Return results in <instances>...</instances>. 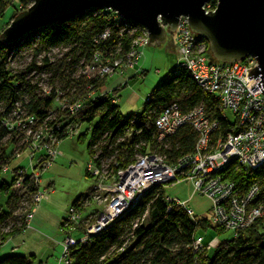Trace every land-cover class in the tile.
Segmentation results:
<instances>
[{
  "label": "trees",
  "instance_id": "obj_1",
  "mask_svg": "<svg viewBox=\"0 0 264 264\" xmlns=\"http://www.w3.org/2000/svg\"><path fill=\"white\" fill-rule=\"evenodd\" d=\"M17 1L18 8L12 7L8 0H0V20L8 7H12L11 21L33 3V0ZM105 33L109 36L103 40L100 37ZM144 33L137 24L119 19L109 10L97 9L64 24L32 31L16 43L0 42V179L3 172L12 175L11 185L4 180L0 182V192L8 194L13 189L5 200L6 209L0 212V241L26 227V213L33 204L37 186L27 173L22 177V186L15 187L17 176L12 170L13 166L21 169L15 154L24 151L29 144L27 135L39 128L53 129L56 141H62L67 139L69 129L95 122L87 142L89 162L113 179L148 153L162 156L169 164L193 153L198 139L189 127H180L174 135L158 141L155 122L169 105H177L183 113L203 106L209 119L218 124L215 137L237 133V126L226 113L223 115L217 99L200 90L190 74L179 68L156 84L139 114L123 117L109 95L89 97L103 89L108 78L93 75L87 80L81 76L93 57L99 54L108 60L125 57ZM27 57L31 61L21 69L12 68L14 61ZM208 59L217 62L209 49ZM56 99L69 104L79 100V112L53 111ZM25 119H33L34 125L25 124ZM222 172L240 195L256 186L258 195L250 204L264 208V164L248 171L234 161ZM86 176L92 178L87 172ZM94 193L93 189L82 195L71 206L81 214L93 202ZM62 224L64 227V221ZM206 227L213 228L218 235L226 232L189 216L186 207L168 203L166 189L160 184L84 244L77 240L69 251L70 264H264V213L263 218L247 228L226 232L231 233L230 237L219 239L214 248L209 246L211 240L207 243L199 234L207 231ZM74 229L80 230L83 237L81 225ZM198 237L203 240L202 249L194 252L193 244ZM0 264H33V259L7 254Z\"/></svg>",
  "mask_w": 264,
  "mask_h": 264
},
{
  "label": "built area",
  "instance_id": "obj_2",
  "mask_svg": "<svg viewBox=\"0 0 264 264\" xmlns=\"http://www.w3.org/2000/svg\"><path fill=\"white\" fill-rule=\"evenodd\" d=\"M211 2L204 6L205 14L213 12L216 8L217 3ZM108 36L109 34L105 33L100 38L105 40ZM175 37L179 51L177 68L190 74L198 88L205 94L217 99L224 116L226 111L233 116V122L238 128L237 133L227 134L224 138L215 137L219 129L218 124L209 119L203 106L183 113L177 105H169L158 115L155 122L158 141L174 135L180 127H189L195 131L198 139L193 153L180 157L173 164L167 163L160 155L148 153L139 157L134 165L118 172L111 185L105 183V172L100 171L93 163H87L86 172L95 179V192H106L111 196L102 218L100 219V214L94 225L84 228V237L80 243L84 244L91 235L104 229L128 208L134 206L149 189L160 184L164 185L165 189L172 185L191 184L197 195L210 200L212 222L226 232H238L263 218V205L250 204L258 195V188L251 186L246 194L240 195L235 184L222 176V171L234 161L248 171H254L264 164V95L256 86L261 80L258 77L255 80L248 79V74L258 65L257 59L246 57L245 60L234 63L210 61L206 42L192 33L188 20L184 17L176 24ZM148 43L145 31L143 38L133 44L130 53L125 57L108 60L100 54L95 55L81 72V76L88 80L93 75L109 78L114 74H121L123 66L132 67L139 64L143 55L142 50ZM44 92L46 95L49 94L47 89ZM106 95H109V92L100 89L89 94V97ZM55 103L61 107L68 105L67 109L72 114L78 113L81 107L79 100L69 104L66 100L60 102L56 99ZM23 122L30 126L34 125L33 119H25ZM21 125L22 122L18 126ZM13 127L11 126V129ZM77 130L78 128L74 127L69 129L68 137L77 134ZM27 136L26 141L29 144L22 153L15 154L17 161L24 156L28 158L30 169L28 175L37 186V194L32 199L33 204L26 213L25 225L32 218L39 203L49 198L50 190L39 187V178L60 155L57 150L60 141H56L53 129L39 128ZM20 168L13 166L12 170L17 176L15 185L17 188L22 186V177L28 173L26 168ZM96 198L99 199L97 195ZM167 202L172 204L176 200L167 197ZM186 210L189 216H193L192 210L188 208ZM67 212L63 228L68 234L74 226L82 224V216L72 206ZM102 220H106V224ZM77 242L69 236L62 241V254L58 264H70L69 251ZM217 243L218 241L214 240L209 246L213 247ZM202 245L203 240L200 237L196 238L193 244L194 252L202 249Z\"/></svg>",
  "mask_w": 264,
  "mask_h": 264
},
{
  "label": "water",
  "instance_id": "obj_3",
  "mask_svg": "<svg viewBox=\"0 0 264 264\" xmlns=\"http://www.w3.org/2000/svg\"><path fill=\"white\" fill-rule=\"evenodd\" d=\"M211 1L217 6L205 14L204 6ZM97 9L140 26L149 46L163 43L165 34L175 33L178 20L186 18L192 33L207 43L217 62L257 59L248 79L258 77L261 81L256 86L264 95V0H33L0 34V42L16 43L32 31L64 24ZM102 222L106 224V220Z\"/></svg>",
  "mask_w": 264,
  "mask_h": 264
},
{
  "label": "crops",
  "instance_id": "obj_4",
  "mask_svg": "<svg viewBox=\"0 0 264 264\" xmlns=\"http://www.w3.org/2000/svg\"><path fill=\"white\" fill-rule=\"evenodd\" d=\"M171 34H173L172 51L169 49V55H167L165 60L168 61L170 65L167 76L169 75V72L177 68L179 64V51L177 50L175 33ZM164 39L165 41L163 43L154 44L150 47L165 45L169 40L168 32L165 34ZM146 46L149 45L147 44ZM167 64L168 63L166 62V65ZM144 67H150V63L147 62L146 56L144 57V60L142 58L139 61V64H134L132 67L123 66L121 74H114L107 78L103 89L106 91L107 88L109 96L113 98L116 105L118 100L122 98L121 95L126 91L129 82L139 80L140 84L144 85L146 83L153 90L156 87V84L161 81L160 78L162 77L158 78L157 73L156 75L147 74L148 71ZM166 78L167 77H165V79ZM149 94L146 96L143 106L149 97ZM138 101L139 99H134V101L125 104L135 105ZM139 113L140 112L135 114ZM82 135L83 134L80 135L78 142L82 140ZM69 158H72L70 154H65L64 152V154L62 153L61 155L60 152L59 157L47 167L46 171L42 172L39 178V187L41 189L50 190L49 198L39 203L38 207L33 212L32 218L27 221V226L21 233H18L15 236H7L6 239L0 243V258L7 254H19L26 258H32L33 264H56L62 251V241L66 237L69 236L75 240L82 239V232L80 230L73 229L70 231L71 234H67L62 223L67 218V210L71 207L74 200L93 191L94 186L91 187L88 183L80 185L81 179L83 178L79 176V174L69 175L70 172H72L68 169L72 163V160ZM19 166L21 167L22 163H20ZM65 167H67L68 170H65ZM83 176L84 178H89L86 176V166ZM40 184L43 187H41ZM166 193H169L166 194V196L174 197L178 204H184L183 206L192 210L195 219H197L196 215L208 211L212 221V206L210 200L207 197L205 198L197 195L193 191L191 184L183 183L177 186L172 185V187L168 188ZM5 209L6 207H0V212ZM204 221L206 222V225L210 224L208 220ZM207 228L208 227H206V229ZM210 240V242L214 241H212V238Z\"/></svg>",
  "mask_w": 264,
  "mask_h": 264
},
{
  "label": "rangeland",
  "instance_id": "obj_5",
  "mask_svg": "<svg viewBox=\"0 0 264 264\" xmlns=\"http://www.w3.org/2000/svg\"><path fill=\"white\" fill-rule=\"evenodd\" d=\"M11 2L12 7H19V2L17 0H8ZM12 7H8L5 10V14H4V18L0 20V34L6 29V25L7 23L10 21V17H11V11H12ZM20 14V13H19ZM18 16V15H17ZM12 21V20H11ZM10 21V22H11ZM9 22V23H10ZM10 25V24H9ZM8 25V26H9ZM8 28V27H7ZM1 36V35H0ZM172 37L173 34L168 32V41L166 42L165 45H161V46H155V47H150V46H145L143 48V55L142 58L144 60V57L146 56L147 58V62L150 63V67H144L148 72L147 74L149 75H153L157 73V77L160 78L161 80L165 79V77H167V72H168V68H170L169 66V62L165 61L167 55H169V52L171 50L172 47ZM207 45V44H206ZM208 47V45H207ZM170 49V50H169ZM172 51V50H171ZM210 53V50H209ZM24 56H26V54H24ZM211 56V54H210ZM212 57V56H211ZM41 59V58H39ZM38 59V60H39ZM210 61H213L211 59H209ZM31 61L30 57H27L26 60H20V61H14L12 63V68L14 70L16 69H21V67L23 65H25L26 63H29ZM166 62L168 63L166 65ZM43 89L45 87V89L47 88V85L42 86ZM152 90V88H150L146 83L140 84L139 80H134L133 82H129L128 83V87L126 89V91L121 95V99L118 100L117 103V107L118 109H120V112L122 114L123 117H128L130 115H133L135 113L141 112L142 111V106L143 103L146 99V96L150 93V91ZM107 91V88H106ZM126 98V100H125ZM134 99H139L138 103L135 105H128L125 103H129L131 101H134ZM67 106H63L61 107L60 104L58 103H54L51 107V109L54 111H67ZM226 115L227 117L231 120H233V116L226 111ZM95 125V122L88 125V124H82L79 126L78 130H77V134L73 135V136H69L67 139L62 140L59 144H58V151L64 154H70L72 156V158H69L70 160H72V163L70 165L69 171L71 170L72 172H70L69 175H78L81 176L83 179H81V184L80 185H84L87 184L91 187L95 186V179L94 178H84V169H85V165L89 162L90 158L89 155L87 154V142L89 141L90 137H91V128ZM83 134L85 136H82V140L80 142H78L80 135ZM59 157V156H58ZM68 159V160H69ZM28 158H26L25 156L22 157V159L18 160V164L22 163V168H26L28 174L30 173V169H28ZM20 162V163H19ZM65 170H68L67 167L64 168ZM106 169V168H105ZM63 172V171H62ZM64 173V172H63ZM61 173V174H63ZM106 173V171H105ZM3 180L8 184L11 185L12 184V175L10 174V172H3L0 182H3ZM83 181V182H82ZM114 182V179L112 178V176H106L105 175V183H107L108 185H111ZM78 185V184H77ZM180 185V184H179ZM41 187H43L40 184ZM177 186V185H176ZM170 188V187H168ZM168 188H166V191L168 190ZM13 190V189H12ZM12 190L9 191V193L7 194L6 192H0V207L4 208L5 207V200L7 199V196L11 195L13 192ZM169 194V193H166ZM96 195L98 196L99 199L96 198ZM110 194L105 193H94V197H93V202L91 204H89L87 206V208L85 210H83V212L81 213L82 216V221L80 224L82 230H84V228H87L91 225H94L96 222V220L98 219L99 215L105 212V207L108 204V201L110 200ZM170 198H174L171 196H168ZM175 199V198H174ZM22 215V214H19ZM197 220H208L211 224V226H215L212 221L211 218L209 216V212L206 211L202 214H198L196 215ZM71 234V233H69ZM199 234H201L204 237V240H206V242L208 243L210 241V239L212 238L213 240H223L224 238H229L231 233H221V234H217L216 231L213 230V228H207V231H200ZM84 237V235H83ZM81 236V238H83ZM217 245L215 244L213 246L216 247ZM62 254V251L60 253V256ZM59 256L57 263L59 259L61 258ZM5 257V256H3ZM1 257V258H3ZM0 258V259H1Z\"/></svg>",
  "mask_w": 264,
  "mask_h": 264
}]
</instances>
